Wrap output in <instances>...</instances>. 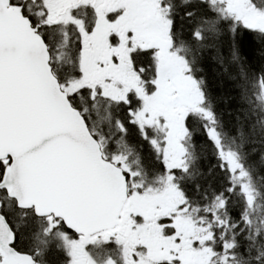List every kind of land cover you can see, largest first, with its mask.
Segmentation results:
<instances>
[{
  "label": "snow or ice",
  "instance_id": "obj_1",
  "mask_svg": "<svg viewBox=\"0 0 264 264\" xmlns=\"http://www.w3.org/2000/svg\"><path fill=\"white\" fill-rule=\"evenodd\" d=\"M0 264H264V0H0Z\"/></svg>",
  "mask_w": 264,
  "mask_h": 264
}]
</instances>
